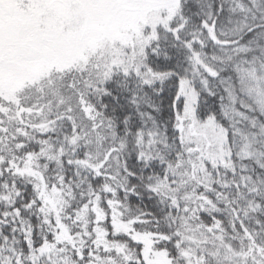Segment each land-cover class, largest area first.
I'll list each match as a JSON object with an SVG mask.
<instances>
[{"label":"snow or ice","instance_id":"snow-or-ice-1","mask_svg":"<svg viewBox=\"0 0 264 264\" xmlns=\"http://www.w3.org/2000/svg\"><path fill=\"white\" fill-rule=\"evenodd\" d=\"M0 264H264V0H0Z\"/></svg>","mask_w":264,"mask_h":264}]
</instances>
